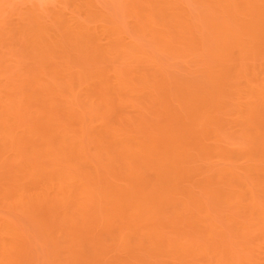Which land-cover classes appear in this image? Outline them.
Here are the masks:
<instances>
[{"label": "rangeland", "instance_id": "374dc122", "mask_svg": "<svg viewBox=\"0 0 264 264\" xmlns=\"http://www.w3.org/2000/svg\"><path fill=\"white\" fill-rule=\"evenodd\" d=\"M0 264H264V0H0Z\"/></svg>", "mask_w": 264, "mask_h": 264}]
</instances>
